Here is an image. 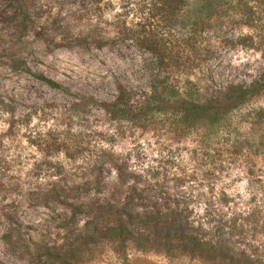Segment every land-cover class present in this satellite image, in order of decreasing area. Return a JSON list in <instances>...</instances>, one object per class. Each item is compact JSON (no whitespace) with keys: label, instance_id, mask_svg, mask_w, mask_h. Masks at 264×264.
<instances>
[{"label":"rangeland","instance_id":"374dc122","mask_svg":"<svg viewBox=\"0 0 264 264\" xmlns=\"http://www.w3.org/2000/svg\"><path fill=\"white\" fill-rule=\"evenodd\" d=\"M244 1L250 18L227 1L194 36L186 17L145 19L150 0H0V264H208L134 249L124 260L107 240L113 200L264 263V93L213 128L182 127L169 110L114 118L103 105L119 86L147 91L157 71L201 99L250 84L264 70V0ZM121 24L157 27L190 62L162 71ZM196 38L207 48L191 61ZM73 245L83 261L64 254Z\"/></svg>","mask_w":264,"mask_h":264},{"label":"trees","instance_id":"16d2710c","mask_svg":"<svg viewBox=\"0 0 264 264\" xmlns=\"http://www.w3.org/2000/svg\"><path fill=\"white\" fill-rule=\"evenodd\" d=\"M95 1L99 3L101 0ZM227 1L234 3L232 7L234 17L240 19L243 16L251 17L253 13L251 7L244 0H150L146 8L149 16H145V19L152 18L161 24H170L172 19L186 17L192 21L190 22L191 29L194 27L193 35L195 36L196 32L205 29L212 17H222L223 7ZM136 11L138 12L137 15L143 14L145 3H138ZM248 21L246 20V23ZM178 22L181 23L179 20ZM153 27L152 29H145V25H142L133 28L130 25L121 24L117 33L132 39L138 46L152 50L158 56L157 65L162 71H166L168 67L173 69L182 62H190V59L185 61L188 55H185L183 51H168V47L164 43L165 40L156 34L155 28L157 27ZM199 35L201 34L199 33ZM193 47L192 50H195L191 52H197L198 56L193 55L191 61H197L201 55L200 51L207 48V44L204 43L203 39L198 40L196 38ZM168 73L173 74L171 70ZM169 74L162 75L160 71H157L152 78L149 89L140 94L124 86H119L114 100L103 102L105 110L114 118L128 120H145L156 112L169 110L177 115L175 121L182 127L199 122L213 128L251 95L264 93V70L246 86L230 83L218 94L202 99L198 95L197 89H194L190 83L186 87L181 86L180 81L173 79ZM48 81L52 85H56L55 82ZM135 101L137 102L133 105ZM113 202L112 206L115 208L112 212L113 217L107 218V216L104 221L105 224L110 221L109 224L115 225L108 230V239L107 237L106 239L112 243L111 249L123 256L124 260L128 258L127 251L134 249L159 252L168 257L183 255L189 259L202 260L208 264H264L259 263L257 259L247 253L230 252L215 241L201 240L193 235L185 236L182 232L178 234V229L171 225L157 226V224H184V222H177L173 216L167 217L153 209L154 212L137 209L130 212L120 208L121 202L119 200H113ZM224 203H226L225 200ZM239 219L240 217L236 216L232 219L231 224H237ZM152 224L155 225L152 226ZM84 253L79 245H73L64 254L68 255L69 259H78L81 262Z\"/></svg>","mask_w":264,"mask_h":264}]
</instances>
